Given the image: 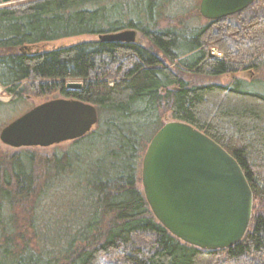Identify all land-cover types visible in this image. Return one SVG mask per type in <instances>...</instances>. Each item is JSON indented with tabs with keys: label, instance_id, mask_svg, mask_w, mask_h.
Wrapping results in <instances>:
<instances>
[{
	"label": "trees",
	"instance_id": "trees-1",
	"mask_svg": "<svg viewBox=\"0 0 264 264\" xmlns=\"http://www.w3.org/2000/svg\"><path fill=\"white\" fill-rule=\"evenodd\" d=\"M199 1L0 0V87L9 96L0 129L27 96L58 93L98 116L47 158L29 149L0 158V257L20 264L47 244L48 259L26 264H264V91L252 90L264 84V0L204 22ZM124 29L146 43L97 38ZM81 35L97 39L46 46ZM247 71V82L191 81ZM165 117L207 135L242 169L252 210L233 246L188 245L150 211L140 163ZM15 208L28 228L17 226Z\"/></svg>",
	"mask_w": 264,
	"mask_h": 264
},
{
	"label": "water",
	"instance_id": "water-1",
	"mask_svg": "<svg viewBox=\"0 0 264 264\" xmlns=\"http://www.w3.org/2000/svg\"><path fill=\"white\" fill-rule=\"evenodd\" d=\"M253 1L200 0L198 13L205 20H216ZM97 38L134 42L136 31L124 29ZM80 86V82L65 83L66 88ZM97 118L90 103L49 99L3 126L0 142L13 148L48 147L83 137ZM140 183L155 219L188 245L226 249L238 243L248 228L252 192L242 169L219 144L188 123L168 120L154 133L141 158Z\"/></svg>",
	"mask_w": 264,
	"mask_h": 264
},
{
	"label": "rangeland",
	"instance_id": "rangeland-1",
	"mask_svg": "<svg viewBox=\"0 0 264 264\" xmlns=\"http://www.w3.org/2000/svg\"><path fill=\"white\" fill-rule=\"evenodd\" d=\"M199 1V0H198ZM192 2L195 4L196 0H192ZM9 3V2H8ZM198 3V2H197ZM201 22H204V18L200 19ZM93 39H97L96 36H89V35H81V36H76V37H71V38H64V39H59L57 41L51 42L46 44L47 47H58V46H62V45H69L75 42H79V41H85V40H93ZM136 40L145 44L146 41L144 39L141 38V36L139 35V33L136 31ZM211 53H213L216 57H220V54L216 51V50H212ZM253 75H251L248 71L247 72H239L236 73L235 75H221V76H217V77H204V76H194L191 81L193 83H218V84H231L232 80L234 77L239 78L241 80H244L245 82L251 80ZM261 79H264V71L261 74ZM72 82H77V81H72ZM252 90L253 91H264V84H255L252 85ZM61 97L58 93L57 94H53L50 96H46V97H29L27 96L24 101L21 103V105L17 106L16 108L13 109V112L11 113L10 117L8 119H4L2 117V120H4L5 123L10 122L11 120H13L14 118H16L17 116L21 115L22 113H24L25 111L29 110L31 107L49 100V99H54V98H59ZM9 100V96H7L2 88L0 87V101L2 102H6ZM170 120L168 117H165V122ZM1 127V126H0ZM70 141L67 142H62V143H58V144H54L48 147H22V148H13V147H9L7 145H4L0 142V158L5 159L7 156L13 154V153H17L18 151L22 150V149H29L32 152L36 153L37 156L39 157H49L50 155L53 154L54 151H60L63 150L65 148L68 147ZM138 188L141 189V183H140V174H139V182H138ZM14 216L17 217V226L22 229V228H28L26 226V224L24 222H22L21 216L23 215L21 210L19 208H15L14 209ZM26 235H28V231L25 232ZM31 247L33 245H30ZM51 256V253L47 250V244L43 245V248H41L40 250H38L37 252H33V251H28L25 252L23 254L22 257V261H20V264H26L28 263V260H37L38 257H41L42 259H48ZM4 259V260H3ZM15 258H9V257H0V263H5V264H14Z\"/></svg>",
	"mask_w": 264,
	"mask_h": 264
}]
</instances>
